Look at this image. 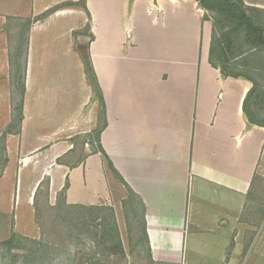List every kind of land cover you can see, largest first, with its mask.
I'll return each instance as SVG.
<instances>
[{
  "label": "crops",
  "instance_id": "0c3cea01",
  "mask_svg": "<svg viewBox=\"0 0 264 264\" xmlns=\"http://www.w3.org/2000/svg\"><path fill=\"white\" fill-rule=\"evenodd\" d=\"M242 3L264 16V0ZM207 13L198 0H0V139L6 178L19 157L17 207L44 182L54 201L103 205L118 182L154 264H243L253 244L264 264V58L239 53L243 72Z\"/></svg>",
  "mask_w": 264,
  "mask_h": 264
},
{
  "label": "rangeland",
  "instance_id": "374dc122",
  "mask_svg": "<svg viewBox=\"0 0 264 264\" xmlns=\"http://www.w3.org/2000/svg\"><path fill=\"white\" fill-rule=\"evenodd\" d=\"M84 1L81 0L82 5ZM238 8L237 0H227L219 8L208 9L207 15L216 27L215 41L222 39L225 45L229 41L233 47L231 55L236 56L232 59L242 66L243 72L253 73L252 67L248 70L239 53L264 58V46L250 48L254 43L244 40L246 30L241 13H252ZM255 19L257 26L261 24L264 37V25L260 23L264 16ZM78 34L89 36L88 25L74 33L76 45ZM217 50L214 46V53ZM256 83L264 86V79L258 78ZM21 89L20 77L13 79L15 111L10 130H16L19 124ZM258 104L264 109L262 103ZM6 140L0 139V264H154L143 235L138 203L118 182L112 184V202L103 205H68L61 195L54 201L48 196L47 183L44 182L32 207H17L14 202V173L20 163L17 156L13 162V173L6 178ZM12 141L16 143L17 139ZM262 186L260 194L264 199V184ZM124 195L128 197L125 200ZM262 229L264 219L260 233ZM253 247L254 244L247 251L243 264H259V246L255 250Z\"/></svg>",
  "mask_w": 264,
  "mask_h": 264
},
{
  "label": "trees",
  "instance_id": "16d2710c",
  "mask_svg": "<svg viewBox=\"0 0 264 264\" xmlns=\"http://www.w3.org/2000/svg\"><path fill=\"white\" fill-rule=\"evenodd\" d=\"M225 1L227 0H198L200 5H202L204 8L208 9H215L221 7V5L225 4ZM239 3V9L242 10V8L246 9L242 3V0H237ZM233 8H236L237 6L235 4H232ZM237 9V8H236ZM241 17H243V25L245 26L244 30H246V35H245V41H250L253 42L252 46L250 48H257L259 46H264V37L262 36V27L259 25L257 26L255 23V16L252 14H246V13H241ZM242 24L240 27H242ZM82 54L84 55L85 59H88L87 53L85 52V47H80ZM85 49V50H84ZM242 54V53H241ZM244 54V53H243ZM256 88H259L258 84L255 83ZM263 100V97L260 99ZM21 108V107H20ZM102 112L104 113V103L102 101ZM20 120L22 118V110L20 109ZM110 167L113 169V172L117 175V171L115 170L114 167H112L111 162L109 161Z\"/></svg>",
  "mask_w": 264,
  "mask_h": 264
},
{
  "label": "water",
  "instance_id": "95a60500",
  "mask_svg": "<svg viewBox=\"0 0 264 264\" xmlns=\"http://www.w3.org/2000/svg\"><path fill=\"white\" fill-rule=\"evenodd\" d=\"M88 148L90 151H95V148L92 145H89Z\"/></svg>",
  "mask_w": 264,
  "mask_h": 264
}]
</instances>
